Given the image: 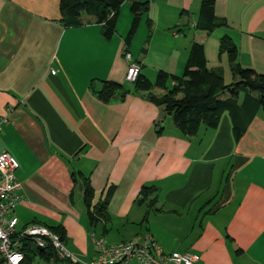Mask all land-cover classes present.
Listing matches in <instances>:
<instances>
[{
    "label": "crops",
    "instance_id": "obj_1",
    "mask_svg": "<svg viewBox=\"0 0 264 264\" xmlns=\"http://www.w3.org/2000/svg\"><path fill=\"white\" fill-rule=\"evenodd\" d=\"M132 1L149 10L127 40ZM201 1L126 0L107 40L92 17L65 26L60 0H0V153L18 163L16 230L62 228L65 250L79 262L64 264L96 257L72 172L89 178L97 194L115 187L106 243L150 236L167 253L193 254L196 264H264L262 111L237 141L227 114L216 129L185 137L132 84L122 101L108 104L93 92L101 82L126 85L131 62L151 82L158 72L181 77L192 43L231 82L227 58L218 57L224 36L241 66L264 75V0H214L227 27L211 34L194 28ZM143 187L157 190L152 209L136 204Z\"/></svg>",
    "mask_w": 264,
    "mask_h": 264
},
{
    "label": "trees",
    "instance_id": "obj_2",
    "mask_svg": "<svg viewBox=\"0 0 264 264\" xmlns=\"http://www.w3.org/2000/svg\"><path fill=\"white\" fill-rule=\"evenodd\" d=\"M125 1L60 0L59 10L65 26L80 25L82 15L94 18L103 26V36L108 40L115 33L117 16ZM148 10L147 2L130 3L132 19L127 40L136 32ZM146 20L149 24L150 20ZM226 27L225 19L215 15L214 0H202L194 28L211 34L217 29ZM223 55L227 58L232 76L228 84L225 82L222 70H212L207 67L204 48L198 43L191 44L181 77L158 72L155 81L151 82L139 72L136 81L126 82L132 84V92L146 93L153 104L162 107L171 115L174 126L183 136L192 137L202 127L216 129L222 116L227 114L231 120L234 140L237 141L242 136L246 123L259 110L264 117V75L240 65L237 48L227 36H224L218 45V57L221 58ZM169 83L172 84L171 87H168ZM90 86L92 87V83ZM155 90L161 93L156 94ZM93 92L100 102L108 104L122 101L131 90L126 85L101 82L100 88ZM71 180L74 186L80 184L82 187V204L88 227L93 231L92 236L95 239H104L109 232L107 226L110 222L107 207L115 187L109 184L97 194L92 189L89 178L82 176L81 173L72 172ZM156 191L154 187H143L136 204L152 209L157 201ZM144 218L146 220V215ZM46 228L58 236L64 247L63 229ZM20 232L16 233L14 238H19ZM32 243L34 240L31 237L20 240L19 250L24 253V264H33L35 257L54 264L70 261L59 258L50 241H46L43 248H38L34 243L35 249Z\"/></svg>",
    "mask_w": 264,
    "mask_h": 264
},
{
    "label": "built area",
    "instance_id": "obj_3",
    "mask_svg": "<svg viewBox=\"0 0 264 264\" xmlns=\"http://www.w3.org/2000/svg\"><path fill=\"white\" fill-rule=\"evenodd\" d=\"M130 60V55H126ZM140 66L134 62L129 63L125 80L129 83L136 81ZM55 74V71H51ZM0 120V125L2 124ZM18 168L16 160L7 152L0 153V264H24V253L19 250L20 240L31 237L38 248L45 247L50 241L57 256L61 259L73 258L61 245L58 236L51 233L46 227L31 224L22 230L19 238H14L19 231L16 230L17 219L13 215L15 206L20 200L18 191L20 183L14 176ZM96 248V257L88 264H196L197 257L191 253H167L150 236L140 239H130L115 243H106L104 239H93ZM34 264V263H33Z\"/></svg>",
    "mask_w": 264,
    "mask_h": 264
},
{
    "label": "rangeland",
    "instance_id": "obj_4",
    "mask_svg": "<svg viewBox=\"0 0 264 264\" xmlns=\"http://www.w3.org/2000/svg\"><path fill=\"white\" fill-rule=\"evenodd\" d=\"M122 12H123V11H122ZM145 18H147V17H145ZM144 20H145V19H144ZM209 53H210V51H209ZM224 60H226V56H224ZM225 64H226V62H225ZM229 81H230V80L227 78L226 83H227V84L230 83ZM126 86L129 87V86H131V85H129L128 83H126ZM32 247H33V249H35V244H34V243H32ZM34 261H35L34 264H47L46 262H43V261L39 260L37 257L34 258Z\"/></svg>",
    "mask_w": 264,
    "mask_h": 264
},
{
    "label": "water",
    "instance_id": "obj_5",
    "mask_svg": "<svg viewBox=\"0 0 264 264\" xmlns=\"http://www.w3.org/2000/svg\"><path fill=\"white\" fill-rule=\"evenodd\" d=\"M78 188H79V190H82V187H81V185H80V184L78 185Z\"/></svg>",
    "mask_w": 264,
    "mask_h": 264
}]
</instances>
